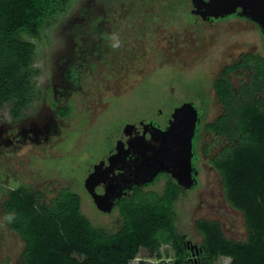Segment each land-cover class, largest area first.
Listing matches in <instances>:
<instances>
[{"label": "rangeland", "instance_id": "374dc122", "mask_svg": "<svg viewBox=\"0 0 264 264\" xmlns=\"http://www.w3.org/2000/svg\"><path fill=\"white\" fill-rule=\"evenodd\" d=\"M77 1L78 6L75 4L62 15L52 28L46 27L41 38H30L37 47L29 70L34 93L21 116L14 118L11 101L0 107V171L8 179L5 186L0 179V264H21L24 249L23 240L8 228L2 215L3 200L11 185L19 183L39 190L47 201L63 187L78 192L82 211L90 221L107 231H116L121 222L119 210L116 207L108 212L98 206L100 193L89 184V175L118 143L120 128L145 117L155 118L164 126L183 101L206 105L202 126L213 122L223 111L215 97L213 80L243 52L264 56V35L249 19L231 17L193 25L190 14L202 0H179L181 4L174 14L170 10L173 0H100L96 9L103 16L99 25L105 30L99 33L109 34L111 44L107 48L97 41V32L78 21L88 15L85 6L94 0ZM180 11L189 14L191 20L187 21L188 15L181 18ZM93 15L90 12V17ZM70 17L72 22L68 26ZM95 17L96 22L100 21ZM141 35L149 36L150 43L155 45L156 41L168 43L173 39L177 47L170 46L173 50L169 49L168 56L172 62H151L129 76L122 68L123 55L150 47L149 42L138 44L143 40ZM80 41L83 45L79 47ZM233 80L237 84L240 81L236 76ZM63 106L70 108L65 117L58 113ZM202 130L203 153L204 145L214 141V134ZM200 165L202 185L188 187L175 203L177 229L186 240L200 246L202 236L195 221L217 219L227 236L245 238L243 215L225 200L220 174L208 158ZM172 176L175 178L173 173ZM167 180L161 176L144 188L162 192ZM160 253L166 262L172 261L169 244L162 245ZM154 254L141 248L129 264H139L140 260L146 264L160 263L161 259ZM191 258L197 264V257ZM220 261L228 263L230 258L221 257Z\"/></svg>", "mask_w": 264, "mask_h": 264}, {"label": "trees", "instance_id": "16d2710c", "mask_svg": "<svg viewBox=\"0 0 264 264\" xmlns=\"http://www.w3.org/2000/svg\"><path fill=\"white\" fill-rule=\"evenodd\" d=\"M77 2L0 0V107L11 101L15 119L34 93L29 70L37 47L30 38H41L44 29L52 28ZM179 2L171 3L173 14ZM206 4L202 0L200 6ZM245 66L251 78L241 88H233L226 76L213 81L223 113L203 128L226 141L211 164L221 176L225 200L242 213L247 234L243 239L229 237L220 220L197 219L195 227L202 236L197 264H264V56L242 54L226 71ZM58 112L65 117L70 108ZM4 174L1 170L5 186ZM166 177L162 192L136 187L116 201L121 222L114 232L90 221L78 192L63 187L47 201L39 190L11 185L2 215L24 242L21 264H129L141 248L155 253L161 259L158 264H193L188 240L176 226L175 203L186 188L171 174ZM164 244L173 250L171 262L161 256ZM221 257L230 261L221 262Z\"/></svg>", "mask_w": 264, "mask_h": 264}, {"label": "water", "instance_id": "95a60500", "mask_svg": "<svg viewBox=\"0 0 264 264\" xmlns=\"http://www.w3.org/2000/svg\"><path fill=\"white\" fill-rule=\"evenodd\" d=\"M199 5L194 11L204 20L238 15L257 23L264 35V0H207L206 5ZM199 121L200 112L197 107L193 102L185 101L175 108L165 129L151 124V139L149 142L143 140L144 138L138 139V144L142 143L144 148L137 149L135 158L131 159L122 175L115 174V170L123 169L127 163L126 144L134 147V142L119 143L116 152L102 158L89 175L92 188H103L96 200L98 206L110 212L116 201L134 186L150 183L158 173L164 171L175 174L181 185L192 187L195 183L194 138ZM136 127L137 125L128 123L124 132H132ZM169 160L175 162L169 164L172 168H157V165ZM188 245L190 246L189 243ZM194 247L195 245L191 246L193 254H198L199 251H195Z\"/></svg>", "mask_w": 264, "mask_h": 264}, {"label": "flooded vegetation", "instance_id": "af4514ba", "mask_svg": "<svg viewBox=\"0 0 264 264\" xmlns=\"http://www.w3.org/2000/svg\"><path fill=\"white\" fill-rule=\"evenodd\" d=\"M83 0H80V2H82ZM101 1H104V0H101ZM79 3V2H77ZM100 3V0H94L93 3L91 5H89L87 3V5L85 6L88 10V15L85 16L84 19H78L77 16H72V17H76L80 23L81 26H84L82 23H86V25L89 27L90 30H93L94 32H97V34L99 35V39L97 41H102L104 43V46H106L107 48L109 47V42L111 44V41H109V34L107 33H103L100 34L99 31H103L105 30L104 27H102V25H99L100 22L102 21L103 19V16H101L99 13H98V10L96 9V4H99ZM183 3V2H182ZM179 4H181V2H179ZM77 5V4H76ZM84 5V4H83ZM185 5V4H184ZM78 6V5H77ZM200 6V5H199ZM196 7V6H195ZM83 8V7H82ZM81 9V8H80ZM79 9V10H80ZM183 9L185 10V8L183 7ZM195 9V8H194ZM185 11H188V10H185ZM90 12L91 14L93 15V12L96 13V15H93V17H90ZM111 14L117 16V17H120V15L117 13V12H114V11H110ZM180 14H182V12L180 11L179 12ZM147 14V13H146ZM145 14V15H146ZM144 15V16H145ZM99 17L100 21H97L96 22V17ZM132 15H129V17H131ZM143 16V17H144ZM193 16V25L195 26H200V22L203 21V22H206V23H209V22H213V21H218V20H223V19H229L231 17H239V18H245V17H241V16H238V15H232V16H227V17H224V18H219V19H210V20H204L200 15L196 14L195 11L193 12L192 14ZM102 18V19H101ZM173 18V17H171ZM181 18H185L184 15L181 16ZM125 19V18H124ZM71 17L69 19V23H68V26H70L71 24ZM152 20V19H150ZM191 19H188L187 21H190ZM250 20V19H249ZM252 21V20H251ZM254 22V21H253ZM257 24V23H256ZM258 25V24H257ZM66 26V27H68ZM165 26V25H164ZM85 27V26H84ZM86 28V27H85ZM87 29V28H86ZM112 34V33H111ZM111 36V35H110ZM142 36V35H141ZM139 37V36H138ZM149 37V36H148ZM148 37H143V40L139 37V42L138 44L141 45H144V44H149L150 43V39H148ZM76 36H74L73 38V43L74 45H76V40H75ZM80 40V39H79ZM108 40V41H107ZM143 42V43H142ZM149 42V43H148ZM137 43V42H136ZM156 45L155 44H151L150 43V47L148 48V50L146 51H135L134 53H131V54H128L126 53V55H123V65H122V68L124 69V72L126 71V75H134L133 74V70H136L137 71H140V68L142 67V65H149L151 62H154V63H163V62H172V58L171 56H168V53L170 52V50H173L172 47H177V41H174L173 39H170V41L168 43H162L159 41H156ZM83 45V42L80 41V46ZM103 46V44H101ZM170 46H172L170 48ZM77 47V46H76ZM78 49V48H77ZM80 49V48H79ZM170 49V50H169ZM76 49H73V51H75ZM77 51V50H76ZM55 52V50H54ZM248 52H251V51H248ZM248 52H243L242 54H247ZM241 54V55H242ZM165 55L167 57H165ZM168 58V59H166ZM145 60V61H144ZM143 61L145 63H143ZM241 61V56L239 57L238 60H236L235 62L231 63V64H227L225 65V67L223 68V71L222 73L216 77V79H219L221 77H224L226 76L230 81L231 83L233 84V88L235 89H238V88H241L245 83H248L250 78H251V69L248 68L247 66L245 67H241V68H238V69H235V70H230L229 72L226 71V68L229 67V66H232L234 65L235 63L237 62H240ZM148 62V63H147ZM142 72V71H141ZM137 74V73H136ZM233 76H236V77H239V83L237 84L234 80H233ZM214 79V80H216ZM213 80V81H214ZM237 85V86H236ZM212 87H213V82H212ZM238 87V88H237ZM135 88V87H134ZM215 97H216V91H215ZM185 101L181 102L180 105L182 103H184ZM201 103V102H200ZM222 104V103H221ZM178 105V106H180ZM194 105L197 107V109L199 110L200 112V121H199V124H198V127H197V131H196V136L194 138V157H193V166H194V170H195V183L192 187L190 188H196V187H200L202 185V182H201V178H200V175H201V163L203 162V159L205 158H208V160L210 161L211 163V160L212 158H214L220 150H222L223 146L225 145L226 141L224 140V138L222 137H219L217 136L215 133H214V136H212V139L214 140L210 145H208L207 143L204 145V152L202 153L200 150H201V143H202V124L204 123V110L207 108V106L205 105H202V104H199L200 106L196 105L194 103ZM210 105V103H209ZM176 106V107H178ZM211 106V105H210ZM223 106V105H222ZM65 107V106H63ZM60 108V107H59ZM207 110V109H206ZM174 110L172 111V114H173ZM59 113V112H58ZM223 113V111H222ZM221 113V114H222ZM220 114V115H221ZM219 115V116H220ZM61 116V115H60ZM218 116V117H219ZM172 117V116H171ZM171 117L170 119L168 120V122L162 126L161 124H159L155 118H140L138 120H135L133 122H129V123H132L134 125H137L136 129H133L132 132H124V127L126 124H124L121 128H120V134H119V138L117 139V142L115 145H114V148L110 150V153H107L109 155L113 154L116 152V149H117V145L121 142H128V141H132L134 142V144L132 146L134 147H130L128 146V144H126V148L128 149V154H126V157H127V163L125 164V166L123 167V169H116L115 170V174H118V175H122L124 172H126L125 170H127V167H128V163L131 161V159L135 158L136 156V152H137V149L139 148H144V145L141 144H138V139H141V138H144L143 140H146L147 142H149V140L151 139L152 137V130H150L152 128L151 124L155 125V126H158L162 129H165L170 120H171ZM217 117V118H218ZM216 118V119H217ZM205 125V124H204ZM200 128H201V131H200ZM207 132V131H206ZM213 134V133H212ZM218 139V141H217ZM218 142V143H217ZM208 147V148H207ZM140 150V149H139ZM207 150V152H205ZM106 157V156H105ZM104 158V157H103ZM102 159V158H101ZM101 159L99 160V162L101 161ZM98 162V163H99ZM175 162L171 160H169V162H164V163H160L159 165H157V168L159 167H166V166H169V164H172ZM211 166L213 167V165L211 164ZM171 167V166H169ZM173 167V166H172ZM171 167V168H172ZM214 168V167H213ZM215 169V168H214ZM94 170V167L92 168L91 172ZM90 172V173H91ZM167 174H171L172 173H168V172H160L157 174V176L153 179V181H151L150 183H146L142 186H134L131 190H129L127 192V194H124L123 196H126L128 195L129 193H131L136 187H145L153 182H156L161 176H166ZM174 177H175V174H174ZM143 178V177H142ZM176 178V177H175ZM180 184V183H179ZM181 185V184H180ZM183 186V185H182ZM186 188V186H183ZM97 188V189H96ZM95 189L99 191V193H101L102 189L100 188V186L96 187ZM116 208V207H115ZM113 207V211L115 209ZM200 219V218H199Z\"/></svg>", "mask_w": 264, "mask_h": 264}, {"label": "clouds", "instance_id": "9594fccd", "mask_svg": "<svg viewBox=\"0 0 264 264\" xmlns=\"http://www.w3.org/2000/svg\"><path fill=\"white\" fill-rule=\"evenodd\" d=\"M113 46L116 47V46H118V45H113ZM188 243L190 244V246L188 245L190 248H191L192 245H194L193 243H191V242H189V241H188ZM194 248H195V251H197L199 247H198V245H195ZM191 252H192V255H193L194 257H196V255H198V254H193L192 249H191Z\"/></svg>", "mask_w": 264, "mask_h": 264}]
</instances>
